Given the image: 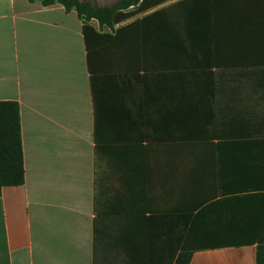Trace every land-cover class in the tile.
<instances>
[{"label":"crops","instance_id":"1","mask_svg":"<svg viewBox=\"0 0 264 264\" xmlns=\"http://www.w3.org/2000/svg\"><path fill=\"white\" fill-rule=\"evenodd\" d=\"M211 1L178 39L133 18L86 36L62 3L0 0V100L20 103L26 168L0 195V264H174L206 207L228 245L190 264H257L264 0Z\"/></svg>","mask_w":264,"mask_h":264},{"label":"trees","instance_id":"2","mask_svg":"<svg viewBox=\"0 0 264 264\" xmlns=\"http://www.w3.org/2000/svg\"><path fill=\"white\" fill-rule=\"evenodd\" d=\"M41 1L44 5L62 3L68 11L76 10L84 21L86 36L93 29L89 25L93 19H96L101 27L113 28L116 24L130 20L138 14L147 13L143 18L135 19L130 27L148 28L154 25L162 38H166L164 29L168 28L174 30L178 39L180 36L178 30L181 28L182 21L181 13L185 14L190 7V12L193 13V21H200L203 24L202 27L206 28L210 23V18L207 16L208 7L213 3L211 0H176L170 4L166 3L171 0H119L113 5H103L90 0ZM131 8L135 9L130 10ZM149 11H153V13L150 14ZM203 15L205 16L203 17ZM25 181L26 168L21 106L15 100H0V195L4 186L22 185ZM100 209L101 196L99 192L96 193L95 199L96 215H99ZM209 212V208L206 207L195 217L174 264H190L194 251L198 249H205L214 245H228L224 242L214 243L209 240L205 232ZM250 230H258L256 235L251 236V239H259L257 242V264H264V224ZM246 243L248 240H235L229 244L246 245Z\"/></svg>","mask_w":264,"mask_h":264},{"label":"rangeland","instance_id":"3","mask_svg":"<svg viewBox=\"0 0 264 264\" xmlns=\"http://www.w3.org/2000/svg\"><path fill=\"white\" fill-rule=\"evenodd\" d=\"M90 1L96 2L98 4H103V5H113V4L117 3L119 0H90ZM134 9L135 8H131L130 10H134ZM142 16H143V14H138L137 16H135L132 19V21L135 20V19H137V18H140ZM101 28H107V29H109L108 27H101Z\"/></svg>","mask_w":264,"mask_h":264}]
</instances>
